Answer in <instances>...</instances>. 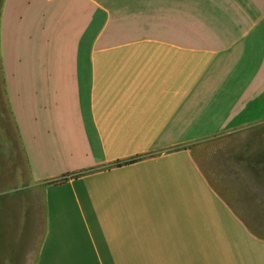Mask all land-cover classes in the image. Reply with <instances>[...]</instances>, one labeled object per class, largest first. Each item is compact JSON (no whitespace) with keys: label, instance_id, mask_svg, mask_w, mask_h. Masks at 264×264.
I'll list each match as a JSON object with an SVG mask.
<instances>
[{"label":"crops","instance_id":"1","mask_svg":"<svg viewBox=\"0 0 264 264\" xmlns=\"http://www.w3.org/2000/svg\"><path fill=\"white\" fill-rule=\"evenodd\" d=\"M9 2L0 264H264V0Z\"/></svg>","mask_w":264,"mask_h":264},{"label":"rangeland","instance_id":"2","mask_svg":"<svg viewBox=\"0 0 264 264\" xmlns=\"http://www.w3.org/2000/svg\"><path fill=\"white\" fill-rule=\"evenodd\" d=\"M11 1L12 0H10L9 7H8V8H10V10H9L10 13H8V16H7L8 24H9L10 28H12L11 24H13L15 19L21 15V12L24 15H26L27 11H28V9H27V7H28L27 1L28 0H18V2L15 3L17 9L14 12L15 17H13L12 12H11V5H13V4L11 3ZM5 2H6V0H0V26H1V13H2L3 7L5 6ZM9 32H10V36L8 37V40H10V38H11V30L10 29H9ZM24 37H26V35ZM11 45H12V43H11V41H9L8 45H7L8 46V53H9L10 49L12 50ZM4 70H5L4 64L1 61V46H0V113L4 109V106L6 104V98L4 95V91L1 90V88L3 87V84H4V82H3ZM24 77H25V74H24ZM1 92H2V94H1ZM2 117H4V116H2ZM0 118H1V116H0ZM6 119L7 120L9 119V117L7 115L2 120L4 121ZM3 131L5 133V132H7V129H3ZM4 135H7L6 137L10 138L9 134H4ZM20 151H21V148H20ZM19 156H20V159H19V162L17 164L19 166L20 173L17 174V176H16L17 178H15V180H17L16 185L12 184V186L10 187V191L7 192L9 194H7V195L4 194L5 196L0 198V215L3 217H5L7 215L9 217L12 215H19V216L20 215H26V214H29L33 208H34L35 212L38 211V213H41V214L43 213V210L40 206L39 207L37 206V208H36V206L32 207V206H29V204H28L29 200H31V202H33V204H34V201H37L38 198H37V196L34 197L32 195V194H34V192L29 190L30 189L29 185L32 182H30L28 172H26L27 171L26 161L24 160L23 155L21 153L19 154ZM14 166L15 165L10 164V167L12 169H14ZM7 184L9 185L10 182L7 181ZM157 213H159V212H156V210L153 208V212H151V211L144 212V213H142V215L150 214L149 216L153 217L154 214H157ZM136 215L139 216V213L135 210V208L132 207L131 211H130V216L134 217ZM0 225H1V230L6 229L5 228V226H6L5 222H1Z\"/></svg>","mask_w":264,"mask_h":264}]
</instances>
